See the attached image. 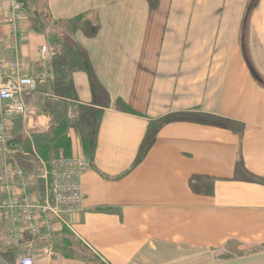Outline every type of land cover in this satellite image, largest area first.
I'll return each mask as SVG.
<instances>
[{
	"label": "crops",
	"instance_id": "0c3cea01",
	"mask_svg": "<svg viewBox=\"0 0 264 264\" xmlns=\"http://www.w3.org/2000/svg\"><path fill=\"white\" fill-rule=\"evenodd\" d=\"M45 1L46 32L26 10L20 34L39 78L33 138L51 132L44 102L66 105L89 168L84 209L35 239V264H225L233 239L264 264V0Z\"/></svg>",
	"mask_w": 264,
	"mask_h": 264
},
{
	"label": "built area",
	"instance_id": "2783aa9c",
	"mask_svg": "<svg viewBox=\"0 0 264 264\" xmlns=\"http://www.w3.org/2000/svg\"><path fill=\"white\" fill-rule=\"evenodd\" d=\"M26 17L23 0H8V7L0 0V43L6 26L8 47L14 53L9 69L0 55V255L13 248L23 251L18 264H35L28 252L35 239H52L57 223L84 209L83 177L89 163L81 155L60 156L50 166L37 150L33 135L39 124L31 100L39 78L28 74L20 47ZM49 57V47L42 46L41 61ZM16 118L24 122L22 135L28 147L13 133Z\"/></svg>",
	"mask_w": 264,
	"mask_h": 264
},
{
	"label": "trees",
	"instance_id": "16d2710c",
	"mask_svg": "<svg viewBox=\"0 0 264 264\" xmlns=\"http://www.w3.org/2000/svg\"><path fill=\"white\" fill-rule=\"evenodd\" d=\"M23 2L33 21V32L44 34L46 29L49 28L51 22L50 18L44 14V11L42 12L43 9H40V6H42V0H23ZM46 7L47 5L44 0L43 8ZM249 8L250 6H248V9ZM44 104L52 110V128L48 136L36 134L35 141L38 152L51 166L52 162L62 156V154L66 157L72 156L71 139L69 134L70 126L66 105L52 104L51 102H44ZM117 105L123 112L135 113L122 101H119ZM83 143L84 151L86 155H89L91 151L89 140L87 141L85 139ZM11 252L12 253L6 255V260L12 264H18L19 259L16 258V254L13 251Z\"/></svg>",
	"mask_w": 264,
	"mask_h": 264
},
{
	"label": "rangeland",
	"instance_id": "374dc122",
	"mask_svg": "<svg viewBox=\"0 0 264 264\" xmlns=\"http://www.w3.org/2000/svg\"><path fill=\"white\" fill-rule=\"evenodd\" d=\"M46 2V1H45ZM154 3L156 2V0L153 1ZM43 4H44V0H42V6H40V9H43L42 12L44 11V14L47 15L49 18V13H48V10H47V7L46 8H43ZM60 49L62 50V46H60ZM56 53L59 54L60 53V50L56 49ZM253 69V68H252ZM82 126H87V123H84L83 122H80L79 121V124H78V127L79 129L82 128ZM86 128V127H85ZM86 131V130H84ZM16 135L18 136V138L24 142V137L22 134H18L16 133ZM91 138V137H90ZM23 139V140H22ZM233 230H231V233H232ZM230 238H234V235H231L230 234ZM12 251L16 254V252H18L19 250H14L13 248H11ZM264 250V246L263 247H257V249H253V251L255 252H260L262 253V251ZM227 251H228V254H226L227 256V260H228V263H225V264H251V262L247 259H242L244 257H247V256H250L252 253H251V249H246V247L244 246H239L238 243H235V240L233 239L230 244L228 245L227 247ZM254 252V253H255ZM9 253H12L11 251H9ZM86 254H88V252H86ZM17 255V254H16ZM214 260L212 261L213 264H221L223 262H217V260L220 261L219 257L214 254ZM217 257V258H216ZM262 256H259L258 258H256V263H258L260 261ZM19 259V258H18ZM19 262V261H18ZM101 263H104L103 261ZM1 264V263H0ZM3 264H7V263H4ZM10 264V263H9ZM17 264V263H16ZM224 264V263H223Z\"/></svg>",
	"mask_w": 264,
	"mask_h": 264
}]
</instances>
